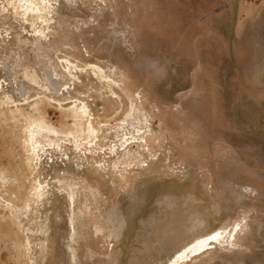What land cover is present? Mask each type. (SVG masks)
I'll list each match as a JSON object with an SVG mask.
<instances>
[{
	"label": "rangeland",
	"instance_id": "374dc122",
	"mask_svg": "<svg viewBox=\"0 0 264 264\" xmlns=\"http://www.w3.org/2000/svg\"><path fill=\"white\" fill-rule=\"evenodd\" d=\"M0 264H264V0H0Z\"/></svg>",
	"mask_w": 264,
	"mask_h": 264
},
{
	"label": "bare ground",
	"instance_id": "6f19581e",
	"mask_svg": "<svg viewBox=\"0 0 264 264\" xmlns=\"http://www.w3.org/2000/svg\"><path fill=\"white\" fill-rule=\"evenodd\" d=\"M219 234H221V232L214 231L210 234H207L203 237H200V238L188 243L186 246H184L181 250H179L175 254L174 258L170 262H172L173 260L178 261L180 258L188 259L189 257H191L195 254H198V253L205 251L206 249L211 247L212 244L217 242V240L219 238Z\"/></svg>",
	"mask_w": 264,
	"mask_h": 264
}]
</instances>
